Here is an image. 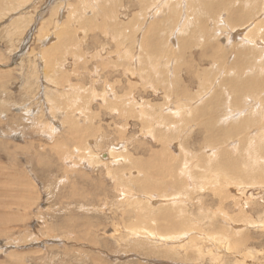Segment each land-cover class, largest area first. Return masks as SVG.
<instances>
[{
    "label": "rangeland",
    "instance_id": "1",
    "mask_svg": "<svg viewBox=\"0 0 264 264\" xmlns=\"http://www.w3.org/2000/svg\"><path fill=\"white\" fill-rule=\"evenodd\" d=\"M263 17L0 0V264H264Z\"/></svg>",
    "mask_w": 264,
    "mask_h": 264
},
{
    "label": "bare ground",
    "instance_id": "2",
    "mask_svg": "<svg viewBox=\"0 0 264 264\" xmlns=\"http://www.w3.org/2000/svg\"><path fill=\"white\" fill-rule=\"evenodd\" d=\"M161 3V2H160ZM159 3V4H160ZM197 4V3H196ZM244 5V4H243ZM161 6V5H160ZM155 8H156V6H154ZM193 8V7H192ZM220 8V7H219ZM144 9V8H143ZM187 9V8H186ZM252 9H254V8H252ZM188 10V9H187ZM193 10V9H192ZM155 11V10H154ZM157 11V10H156ZM194 12V11H193ZM158 13V12H157ZM166 13V12H165ZM159 14V13H158ZM187 14H188V12H187ZM258 15H259V13H257ZM170 15V14H169ZM217 15V14H216ZM181 16V15H180ZM185 16V15H184ZM184 18V17H183ZM264 18V17H263ZM263 18H261V19H258V20H264ZM192 19V18H191ZM196 20V19H195ZM197 20H198V18H197ZM217 20V19H216ZM214 21V20H213ZM260 23L262 22V21H259ZM264 22V21H263ZM188 24V23H187ZM194 25H195V23H194ZM263 25V24H262ZM181 26V25H180ZM195 26H197V25H195ZM199 26V25H198ZM156 27V26H155ZM178 27H179V25H178ZM263 27V26H262ZM56 29V28H55ZM191 29V28H190ZM255 29V28H254ZM257 29V28H256ZM255 29V30H256ZM179 30V29H178ZM194 30V29H193ZM192 30V31H193ZM199 30V29H198ZM254 30V31H255ZM186 31V30H185ZM18 32V31H17ZM199 32V31H198ZM240 33V32H239ZM255 33V32H254ZM196 34H198V33H196ZM258 34V33H257ZM253 35V34H252ZM48 36V35H47ZM197 36V35H196ZM247 36H249V35H247ZM55 37V36H54ZM250 38V37H249ZM261 38V37H260ZM191 39V38H190ZM193 39H194V37H193ZM211 39V38H210ZM254 40V39H253ZM53 41V40H52ZM245 42V41H244ZM223 43V42H222ZM236 43V42H235ZM253 43V42H252ZM260 43V42H259ZM139 45V44H138ZM142 45V44H141ZM254 45V44H253ZM173 46H174V44H173ZM257 46V45H256ZM141 48V47H140ZM257 48V47H256ZM144 51V50H143ZM263 55H264V53H263ZM262 55V56H263ZM138 56V55H137ZM234 56V55H233ZM232 56V57H233ZM262 58H264V57H262ZM257 60H258V58H257ZM136 61H137V59H136ZM262 64V63H261ZM52 65V64H51ZM117 65V64H116ZM264 65V64H263ZM262 66V65H261ZM26 67V66H25ZM42 68V67H41ZM262 69H263V67H262ZM224 70V69H223ZM222 70V71H223ZM249 70V69H248ZM247 70V71H248ZM264 71V70H263ZM36 72V71H35ZM24 73V72H23ZM44 73V72H43ZM231 74V73H230ZM28 75V74H27ZM24 77V76H23ZM202 78V77H201ZM232 78V77H231ZM34 79H35V77H34ZM46 79V78H45ZM44 79V80H45ZM242 82V81H241ZM240 82V83H241ZM25 83H26V81H25ZM35 83V82H34ZM239 84V83H238ZM31 85V84H30ZM246 85V84H245ZM40 86V85H39ZM57 86V85H56ZM226 86V85H225ZM241 86V85H240ZM210 87V86H209ZM41 88V87H40ZM241 88V87H240ZM47 89V88H46ZM210 89V88H209ZM7 90V89H6ZM66 93V92H65ZM74 93V92H73ZM6 94V93H5ZM259 94V93H258ZM45 95H46V92H45ZM49 95V94H48ZM70 95V94H69ZM92 95V94H91ZM251 95V94H250ZM63 96V95H62ZM109 96V95H108ZM258 97V96H257ZM256 97V98H257ZM260 97V96H259ZM260 99V98H259ZM232 101V100H231ZM77 102H79V101H77ZM263 103V102H262ZM257 104V103H256ZM48 105V104H47ZM258 105V104H257ZM25 106V105H24ZM44 106V105H43ZM212 106V105H211ZM255 107V106H254ZM48 108V107H47ZM229 108V107H228ZM256 108V107H255ZM254 108V109H255ZM19 109V108H18ZM250 109V108H249ZM137 110H139V109H137ZM38 111V110H37ZM36 111V112H37ZM227 111H229V110H227ZM42 112V111H41ZM190 112V111H189ZM232 112V111H231ZM38 114V113H37ZM45 114V113H44ZM234 114V113H233ZM232 115V114H231ZM235 115V114H234ZM228 120V119H227ZM51 127V126H50ZM18 132V131H17ZM19 133V132H18ZM230 133H234L233 132V130L231 131L230 130ZM255 134H256V132H255ZM231 135V134H230ZM263 135V134H262ZM217 138H219L218 140H220V137H217ZM180 140V139H179ZM234 140V139H233ZM246 141V140H245ZM243 142V141H242ZM241 142V143H242ZM258 144V143H257ZM55 145V144H54ZM118 146V145H117ZM254 146V145H253ZM109 147V146H108ZM256 148V147H255ZM239 149H241L240 147H239ZM264 150V149H263ZM108 151V150H107ZM258 152V151H257ZM213 153V152H212ZM87 153H85V155H86ZM221 154V153H220ZM107 155V154H106ZM191 155V154H190ZM264 156V155H263ZM188 158V157H187ZM249 158V157H248ZM198 162V161H197ZM259 162V161H258ZM212 163V162H211ZM238 163V162H237ZM242 164V163H241ZM188 165V164H187ZM187 165H185V166H187ZM203 166H205V165H203ZM113 167V166H112ZM114 168V167H113ZM130 168V167H129ZM187 168H189V167H187ZM202 168V167H201ZM205 168V167H204ZM211 168V167H210ZM212 168H213V166H212ZM191 169V168H190ZM206 169V168H205ZM184 170V169H183ZM182 170V171H183ZM187 170V169H186ZM189 170V169H188ZM188 170H187V172H188ZM212 170H214V169H212ZM190 172H191V170H189ZM210 171V170H209ZM217 171V170H216ZM204 172V171H203ZM196 173V172H195ZM217 173V172H216ZM127 174V173H126ZM202 174V173H201ZM204 174H206V173H204ZM203 174V175H204ZM213 174H215V173H213ZM217 174H219V173H217ZM191 176V175H190ZM197 176V175H196ZM198 177V176H197ZM206 177V176H205ZM12 179V178H11ZM193 179V178H192ZM199 179V178H198ZM194 180V179H193ZM189 182V181H188ZM5 185H6V182L4 183ZM23 184V183H22ZM27 184V183H26ZM6 187V186H5ZM9 187V186H8ZM179 187V186H178ZM220 188V187H219ZM9 189V188H8ZM131 189V188H130ZM175 192V191H174ZM204 192V191H203ZM8 193V192H7ZM11 193V192H10ZM176 193H178V192H176ZM225 194V193H224ZM178 197V196H177ZM182 197V196H181ZM175 198V197H174ZM147 201V200H146ZM159 217V216H158ZM146 218V217H145ZM193 218V217H192ZM133 225H134V223H132ZM139 226V225H138ZM126 232V231H125ZM211 234V233H210ZM156 235V234H155ZM121 236V235H120ZM123 238V237H122ZM126 238V237H125ZM76 239V238H75ZM137 241V240H136ZM173 241V240H172ZM124 242V241H123ZM125 243V242H124ZM139 243V242H138ZM158 244H159V242H157ZM131 244V243H130ZM146 244V243H145ZM166 244V243H165ZM131 246V245H130ZM166 248V247H165ZM154 252V251H153ZM151 254V253H150ZM157 254V253H156ZM168 254V253H167ZM91 259V258H90ZM139 261V260H138ZM50 262V261H49Z\"/></svg>",
    "mask_w": 264,
    "mask_h": 264
}]
</instances>
